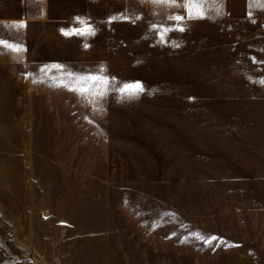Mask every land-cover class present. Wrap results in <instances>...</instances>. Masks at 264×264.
Returning <instances> with one entry per match:
<instances>
[{
    "label": "rangeland",
    "instance_id": "1",
    "mask_svg": "<svg viewBox=\"0 0 264 264\" xmlns=\"http://www.w3.org/2000/svg\"><path fill=\"white\" fill-rule=\"evenodd\" d=\"M222 4L0 0V264H264V0Z\"/></svg>",
    "mask_w": 264,
    "mask_h": 264
},
{
    "label": "snow or ice",
    "instance_id": "2",
    "mask_svg": "<svg viewBox=\"0 0 264 264\" xmlns=\"http://www.w3.org/2000/svg\"><path fill=\"white\" fill-rule=\"evenodd\" d=\"M149 3L158 5L160 7H168V8H176L181 7L184 9L186 15L176 14V15H169L168 19L172 20L176 23V27L174 28H164L161 25H153V29L157 30L160 34L161 40L164 38V34L168 31H184L183 23L185 19L188 20H195V19H203L207 15V11L204 8L205 4L211 3L213 5L212 11H214L215 15L222 14V0H148ZM76 21L83 25L81 28H73L69 31L62 30L63 34L68 35H86V34H94V30L92 29L91 25L87 23V21L83 20L80 17L76 18ZM14 27H24L21 23L19 25H13ZM0 47H7L10 48L12 51H19L20 47L16 44H9L7 41L0 39ZM58 69H61L63 66H56ZM100 73L104 72L103 68L98 70ZM66 75L69 76L74 80V86L68 88L70 91H74L81 96H85L86 93L89 91V86L87 84H81V81L86 82H96L98 80L103 79V83L107 84V78H102L98 75H77L71 71L66 72ZM262 85H264V80L259 81ZM58 86L66 87L63 82H61ZM143 86L139 83H132V84H124L123 87L119 89L121 93H130V94H138L142 92ZM103 95V93H101ZM217 239L216 237H206L204 238L205 243H211V241Z\"/></svg>",
    "mask_w": 264,
    "mask_h": 264
}]
</instances>
